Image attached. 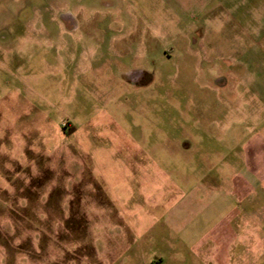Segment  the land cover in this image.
I'll use <instances>...</instances> for the list:
<instances>
[{
    "label": "rangeland",
    "instance_id": "374dc122",
    "mask_svg": "<svg viewBox=\"0 0 264 264\" xmlns=\"http://www.w3.org/2000/svg\"><path fill=\"white\" fill-rule=\"evenodd\" d=\"M263 125L264 0H0V264H264L203 239Z\"/></svg>",
    "mask_w": 264,
    "mask_h": 264
},
{
    "label": "crops",
    "instance_id": "0c3cea01",
    "mask_svg": "<svg viewBox=\"0 0 264 264\" xmlns=\"http://www.w3.org/2000/svg\"><path fill=\"white\" fill-rule=\"evenodd\" d=\"M263 129H253L249 135L239 137L237 141L224 147L222 151L212 150L206 155L207 157L210 154L218 155V165L221 166L220 184H222L220 192H223L222 195L218 193L219 199H213V203L216 204V209L222 210L223 214L217 217L216 224L208 229L203 239H207L208 242L211 240L222 255H229L232 251L228 236L235 226L232 227L231 222L239 221V228H242L256 216L264 221ZM231 137L232 135L229 136ZM207 165L210 173L211 168L214 167L210 159H207ZM229 170L234 171L232 179H228L225 173ZM233 252L236 254V251Z\"/></svg>",
    "mask_w": 264,
    "mask_h": 264
},
{
    "label": "flooded vegetation",
    "instance_id": "af4514ba",
    "mask_svg": "<svg viewBox=\"0 0 264 264\" xmlns=\"http://www.w3.org/2000/svg\"><path fill=\"white\" fill-rule=\"evenodd\" d=\"M145 74V73H144Z\"/></svg>",
    "mask_w": 264,
    "mask_h": 264
}]
</instances>
